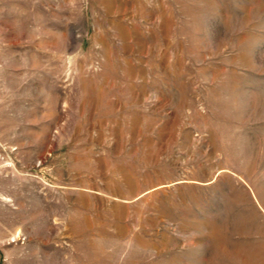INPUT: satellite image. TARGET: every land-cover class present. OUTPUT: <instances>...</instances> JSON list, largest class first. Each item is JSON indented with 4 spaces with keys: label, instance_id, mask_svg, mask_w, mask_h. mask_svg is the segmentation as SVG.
<instances>
[{
    "label": "rangeland",
    "instance_id": "rangeland-1",
    "mask_svg": "<svg viewBox=\"0 0 264 264\" xmlns=\"http://www.w3.org/2000/svg\"><path fill=\"white\" fill-rule=\"evenodd\" d=\"M0 264H264V0H0Z\"/></svg>",
    "mask_w": 264,
    "mask_h": 264
}]
</instances>
